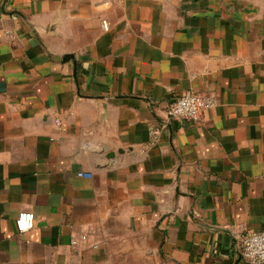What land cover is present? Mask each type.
Instances as JSON below:
<instances>
[{
  "label": "crops",
  "instance_id": "obj_1",
  "mask_svg": "<svg viewBox=\"0 0 264 264\" xmlns=\"http://www.w3.org/2000/svg\"><path fill=\"white\" fill-rule=\"evenodd\" d=\"M188 92L216 106L169 119ZM246 231L264 0H0V264H247Z\"/></svg>",
  "mask_w": 264,
  "mask_h": 264
},
{
  "label": "built area",
  "instance_id": "obj_2",
  "mask_svg": "<svg viewBox=\"0 0 264 264\" xmlns=\"http://www.w3.org/2000/svg\"><path fill=\"white\" fill-rule=\"evenodd\" d=\"M102 29L109 31L110 26L107 20L102 21ZM216 106L214 97L205 96L197 92H188L182 97L169 103L166 114L169 119L184 122H198L207 110ZM56 124L59 126L60 121ZM159 134L158 130L150 131V136L156 140ZM35 227V215L32 212L23 211L18 215L16 220L17 231L21 234L33 230ZM87 236H83L85 241ZM78 241L74 239L72 245L76 246ZM240 256L247 264H264V231H246L239 243Z\"/></svg>",
  "mask_w": 264,
  "mask_h": 264
}]
</instances>
